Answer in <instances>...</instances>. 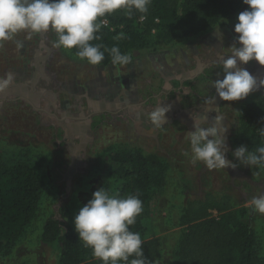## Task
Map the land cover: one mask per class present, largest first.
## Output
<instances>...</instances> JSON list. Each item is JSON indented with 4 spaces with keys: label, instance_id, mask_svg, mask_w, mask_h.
<instances>
[{
    "label": "rangeland",
    "instance_id": "374dc122",
    "mask_svg": "<svg viewBox=\"0 0 264 264\" xmlns=\"http://www.w3.org/2000/svg\"><path fill=\"white\" fill-rule=\"evenodd\" d=\"M247 7L244 5L243 11ZM239 13H233L224 26L206 34L210 42L223 39L232 46ZM55 39L51 31L31 38L20 33L0 50V78L8 74L14 77L10 87L0 94V167L17 160L27 162L41 179L34 218L0 257V264H57L55 247L41 240L44 222L54 218L76 232L74 218L97 189L118 193L122 166L112 161L111 151L122 152L124 148L159 154L168 168L164 183H159L153 174L154 184L141 215L143 239H158L160 243L151 264H167L174 258L182 231L177 227L180 207L207 193L228 195L235 208L251 209L257 258L264 264V214L253 211L249 204L264 192L263 170L244 166L213 170L201 162L193 164L186 136L194 128L183 126L176 115L178 107L162 126H155L151 120V114L159 108L151 96L165 91L163 77L177 67H172L169 59L171 65L167 68L171 70L165 69L161 62L166 59H149L146 52L186 45L205 49L201 37L169 43L153 31L138 43L143 49L132 51V62L125 66L89 65L72 52L53 48ZM17 43L22 46L18 48ZM187 54L190 58L189 51ZM156 65L161 72L156 71ZM217 72L222 74L217 69L207 71L193 84L185 102L193 115L205 107L196 97L209 96L208 87ZM136 95L141 100L151 98L134 106L122 102L140 98ZM161 96L157 99L163 102ZM229 110L232 117L225 137L226 158L236 162L232 152L243 144L233 138L237 127L234 105ZM210 214L223 215L216 211Z\"/></svg>",
    "mask_w": 264,
    "mask_h": 264
},
{
    "label": "trees",
    "instance_id": "16d2710c",
    "mask_svg": "<svg viewBox=\"0 0 264 264\" xmlns=\"http://www.w3.org/2000/svg\"><path fill=\"white\" fill-rule=\"evenodd\" d=\"M243 7V0H151L143 22L139 23V13L128 17L118 11L107 17V25H103L99 33L101 39L93 43L107 48L118 46L122 53L132 55V51L143 49L138 43L153 31L158 36L163 35L169 43L200 38L224 26L231 15L242 12ZM72 53L75 55V50ZM110 63L111 57L105 53V60L99 66ZM233 105L237 119L233 138L250 151L264 146V135H261L264 92L256 91L246 101ZM111 154L112 161L122 166L117 194L120 197L137 195L144 209L154 184L153 174L159 183L165 182L166 161L159 154H146L141 149L124 148L122 152L111 151ZM40 192V176L27 162L17 160L5 168L0 167V257L33 220ZM210 211L223 215L212 217ZM179 212L177 227L182 231L175 256L167 264H260L251 209L235 208L228 195L207 193L184 202ZM141 215L131 230L139 232L143 239L145 228ZM41 240L55 247L57 264H100L91 249L79 241L76 232L54 218L44 222ZM143 241L144 256L147 264H151L159 251V240Z\"/></svg>",
    "mask_w": 264,
    "mask_h": 264
},
{
    "label": "clouds",
    "instance_id": "9594fccd",
    "mask_svg": "<svg viewBox=\"0 0 264 264\" xmlns=\"http://www.w3.org/2000/svg\"><path fill=\"white\" fill-rule=\"evenodd\" d=\"M243 4L248 7L239 13L234 25L235 43L228 48L230 54L220 57L223 78L212 82L216 96L225 102L244 100L264 88V80L258 81L243 67L253 61L264 67V0H243ZM150 5L151 0H0V50L20 33L31 38L51 31L56 36L52 44L55 49L75 50L78 59L92 66L101 65L107 53L113 65L125 66L132 62L130 54L122 53L118 46L107 48L93 41L101 39L99 33L108 16L123 11L128 17L139 13L145 20ZM21 46L17 43L18 48ZM13 79L12 74L0 78V94ZM168 111L163 107L155 110L151 114L153 124H165ZM221 122L217 119L201 126L194 121V130L186 136L191 163L201 162L213 170L238 166L264 169V146L250 151L241 145L232 152L236 162L226 158L227 128ZM249 204L253 211L264 214V192ZM142 212L143 202L137 195L120 197L108 188H99L75 216L74 226L79 241L91 249L100 264H147L144 241L139 232L131 230Z\"/></svg>",
    "mask_w": 264,
    "mask_h": 264
},
{
    "label": "crops",
    "instance_id": "0c3cea01",
    "mask_svg": "<svg viewBox=\"0 0 264 264\" xmlns=\"http://www.w3.org/2000/svg\"><path fill=\"white\" fill-rule=\"evenodd\" d=\"M200 42L206 45L205 49H198L193 45H186L184 48H157L154 49L153 52H146V54L148 53L147 58L149 59H154L155 61H161L162 58H164V60L166 59L167 62H161L165 69L171 70V67L167 68L169 64L171 65V63L173 64L172 67H177V69H175L172 73H169L170 75H165L163 77L164 85L162 88L165 89V91L163 92L162 90L159 95H162L161 97L164 98V101L162 102L157 99L159 95H153L151 97L157 100L156 103L159 105V108L163 107L169 109L166 113V117H168L172 111L178 107L179 112L176 113V115L179 116L181 123L186 128H193L194 121H198L201 126H208L214 123L217 119H220L222 120V125H225L228 129L230 127L229 123L231 122L232 117L229 112L231 105L246 101L247 98L251 97L254 92L244 100L225 102L216 96L215 90L212 86L208 87L209 96L196 97L197 100L205 107H203L200 112H196V114L193 115L194 113L192 108L185 105V102H188V96L192 91L193 84L200 79V77L204 76L207 71L212 73L216 69L222 71L220 57L230 54V50L228 48L231 47L229 43L225 42L223 39L210 42L209 37L207 38L206 35L201 37ZM190 47H193L194 50ZM187 51L191 54L190 58L187 56ZM146 54L142 53L145 57ZM169 59L172 60L171 63L168 62ZM243 67L249 70V72L256 77L258 81L264 80V67L259 66L255 61L250 62L248 65H244ZM156 71L161 72L159 65H156ZM212 78L214 80L218 78L222 79L223 75L218 73L216 76L213 75ZM173 83H176V85L174 86ZM155 86L157 85H154V87ZM136 96L140 98L128 99L122 102H126L125 104H133L134 106L146 103L148 99L151 98L147 96L144 100H141L140 95ZM155 109L157 110L158 106Z\"/></svg>",
    "mask_w": 264,
    "mask_h": 264
},
{
    "label": "built area",
    "instance_id": "2783aa9c",
    "mask_svg": "<svg viewBox=\"0 0 264 264\" xmlns=\"http://www.w3.org/2000/svg\"><path fill=\"white\" fill-rule=\"evenodd\" d=\"M144 20H141V19H139V23H141V22H143ZM105 26L107 25V23H105L104 24Z\"/></svg>",
    "mask_w": 264,
    "mask_h": 264
}]
</instances>
